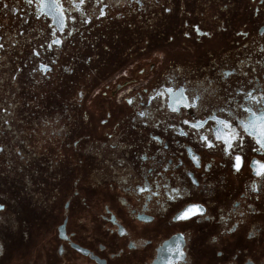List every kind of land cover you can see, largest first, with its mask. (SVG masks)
Instances as JSON below:
<instances>
[{
	"label": "flooded vegetation",
	"instance_id": "obj_1",
	"mask_svg": "<svg viewBox=\"0 0 264 264\" xmlns=\"http://www.w3.org/2000/svg\"><path fill=\"white\" fill-rule=\"evenodd\" d=\"M262 133L264 0H0V264H264Z\"/></svg>",
	"mask_w": 264,
	"mask_h": 264
},
{
	"label": "snow or ice",
	"instance_id": "obj_2",
	"mask_svg": "<svg viewBox=\"0 0 264 264\" xmlns=\"http://www.w3.org/2000/svg\"><path fill=\"white\" fill-rule=\"evenodd\" d=\"M5 7H7V5H5ZM60 41H56V43H59ZM184 123H188V121H184ZM195 126V125H194ZM204 140H207V137L203 138ZM217 139H221L219 136L217 137ZM232 139H234V137H226L224 138V142L226 144V147L223 149L226 152H229V155L231 156L232 153H240V154H236L234 156L235 159V163H234V167L239 170L242 164V153L244 151V145L240 142H237L236 144L232 143ZM257 144L260 145V148L257 149L254 146L252 147L253 151H260L262 149H264V133H262V139L257 141ZM209 147L213 146L211 144V142H209L208 144ZM264 174V165H260V171L257 172V175H261ZM143 190V189H141ZM200 214H203V208L198 205L193 203L191 206L184 208L183 211H181L179 213V215L175 216L174 218L176 220H187L190 219L191 217Z\"/></svg>",
	"mask_w": 264,
	"mask_h": 264
}]
</instances>
